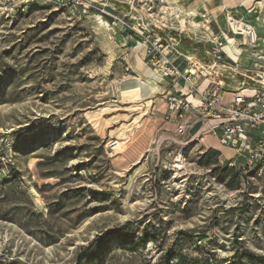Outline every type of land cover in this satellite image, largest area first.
<instances>
[{"label":"rangeland","instance_id":"rangeland-1","mask_svg":"<svg viewBox=\"0 0 264 264\" xmlns=\"http://www.w3.org/2000/svg\"><path fill=\"white\" fill-rule=\"evenodd\" d=\"M138 16L182 32L226 91L264 78V0H0V264L264 255V163L199 135L172 84L141 75ZM235 22L256 46L230 44Z\"/></svg>","mask_w":264,"mask_h":264},{"label":"built area","instance_id":"built-area-1","mask_svg":"<svg viewBox=\"0 0 264 264\" xmlns=\"http://www.w3.org/2000/svg\"><path fill=\"white\" fill-rule=\"evenodd\" d=\"M154 6L155 2L150 7L152 13ZM203 17L206 18L207 13H204ZM115 18L119 19L118 16ZM133 19L142 20L132 29L140 34L139 44H148L147 64L158 70L163 80L172 84L173 104L184 112L195 111L202 120L198 134L205 133L215 137L221 146L233 151L236 157H249L256 162L264 163V78L259 76V80L253 84L244 78L236 89L226 91L225 80L215 78L212 81L209 75L204 73L205 68L197 69L192 57L188 55V50L181 43L182 32L176 30L177 33L171 36V32L166 34L160 24L146 23L143 17L139 16ZM120 20L123 25L130 28L127 22ZM234 25L232 31L235 35H246L250 45H257L259 35L256 28L247 25L243 28L242 24L237 22ZM168 54L182 57L188 66L191 64V68L178 67ZM224 59V46L220 42L216 44L212 60L223 62ZM240 75L245 77L243 74ZM180 77H185L188 84L186 92L174 88L175 81ZM224 93H230V98L226 99ZM190 95L198 96L199 101L190 100L188 98ZM188 129L190 125L186 123L179 126L181 133Z\"/></svg>","mask_w":264,"mask_h":264},{"label":"crops","instance_id":"crops-1","mask_svg":"<svg viewBox=\"0 0 264 264\" xmlns=\"http://www.w3.org/2000/svg\"><path fill=\"white\" fill-rule=\"evenodd\" d=\"M258 29V28H257ZM258 31V30H257ZM258 35H259V33H258ZM261 35V34H260ZM241 38L243 39V41L242 42H237L235 39H236V37L234 36V38H231V39H233V40H235L234 42H231L230 44H250L249 43V39H248V37L246 36V35H242L241 36ZM233 54H234V58L235 59H241V57H243V54H242V52H237L236 50H235V48H234V51H233ZM169 55L170 54H168V57H169ZM172 55H174V54H172ZM134 57H135V61H136V63L138 64V65H140V66H138V68H139V70H140V73H141V75L144 77V76H150L149 74H148V72H150V68H153V67H151V66H149L150 68H148V64H147V60H148V58H149V56H148V54H147V51L146 50H144L143 48H135V54H134ZM170 59H172V61H173V63L175 64V65H177V66H179L180 68H182V69H184V68H186V67H188V63L186 62L185 63V61L183 60V59H179V60H177L175 57H171ZM146 65V66H145ZM154 69V68H153ZM156 70V69H155ZM158 71V70H157ZM177 84H180V86L178 87V85ZM174 88L175 89H177V90H183L184 92H186L187 90H188V84H187V82H186V80H185V77H180V78H178L176 81H175V84H174ZM230 96H231V94L230 93H228V94H226V93H224V97L226 98V99H229L230 98ZM190 100H192V101H194V102H198L199 101V97L198 96H192V95H190L189 97H188ZM192 113H195V112H192ZM197 119L198 120H195V121H193L194 123H193V127L194 126H198V125H200L201 123H202V120L201 119H199V117H197ZM213 140H215V141H218L215 137H212V136H210ZM211 138H209V139H211ZM213 140H211V141H213ZM219 143V142H218ZM220 144V143H219Z\"/></svg>","mask_w":264,"mask_h":264},{"label":"trees","instance_id":"trees-1","mask_svg":"<svg viewBox=\"0 0 264 264\" xmlns=\"http://www.w3.org/2000/svg\"><path fill=\"white\" fill-rule=\"evenodd\" d=\"M172 252H168V255H171ZM181 259H184L183 256H180ZM201 264H264V255H257L252 252H236L231 256L229 260H218L215 259L214 263L210 262V259H207Z\"/></svg>","mask_w":264,"mask_h":264},{"label":"bare ground","instance_id":"bare-ground-1","mask_svg":"<svg viewBox=\"0 0 264 264\" xmlns=\"http://www.w3.org/2000/svg\"><path fill=\"white\" fill-rule=\"evenodd\" d=\"M234 24V23H233ZM242 26H243V28H244V24H242ZM245 33L247 34V32L245 31ZM195 63H197V62H195Z\"/></svg>","mask_w":264,"mask_h":264}]
</instances>
